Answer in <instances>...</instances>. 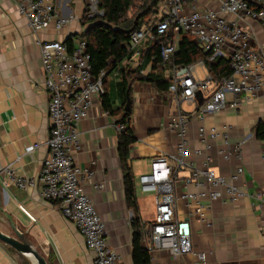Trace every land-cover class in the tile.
<instances>
[{"label": "crops", "instance_id": "1", "mask_svg": "<svg viewBox=\"0 0 264 264\" xmlns=\"http://www.w3.org/2000/svg\"><path fill=\"white\" fill-rule=\"evenodd\" d=\"M51 2L55 14L72 15L75 20L59 31L50 25L33 32L12 1L0 0V231L13 235L12 228L18 230L47 264H92L83 236L71 221L63 218L58 203L42 198L39 186L18 188L3 171L12 165L17 175L37 177L47 154L48 95L42 87L44 74L36 40L64 42L69 35L83 36L90 27L89 23H82L86 0ZM218 5V0H185L184 12L188 13L192 8L216 9ZM260 7L264 8V0H261ZM229 19L236 20L248 32L251 47L264 56V20H250L243 16H230ZM149 44L142 42L134 50L128 48L130 56L104 75V89L115 113L110 114L104 109L103 98H94L88 115L76 127L81 149L73 153L74 162L90 170V175L83 179V187L104 223L106 239L119 255L120 264H133L132 219L138 217L145 227L154 216V203L149 215H145L147 211L141 208L136 194L137 178L144 173L139 165L142 162L149 168L152 158L173 152L179 142V136L168 127L176 104L167 90L158 91L148 82L131 81L129 127L136 140L130 145L127 164L133 177L137 210L128 207L117 151L119 131L116 125L121 117L117 109L122 108L123 102L120 73L121 70L137 68L141 52ZM171 65L172 61L161 65L165 78L170 79ZM149 68L147 65L140 73H148ZM200 103L198 97L193 105L185 104L189 108L187 112L196 110ZM263 119L264 89L257 100L205 116L203 123L206 127L227 128L230 142L227 149L245 138L240 156H232L228 160L216 153L217 149L224 148L220 142L216 143L210 164L225 177L242 166L243 173L236 185L244 196L233 203L213 202L204 213L205 223L190 220L192 245L195 250L205 253L204 262L191 254L179 255L152 249L142 236L140 243L149 252L150 264H264V150L256 137V126ZM198 124L195 117L189 121V151L197 147ZM34 143L39 146L26 153L25 148ZM189 161L199 165L201 157L191 153ZM188 175L187 169L179 173L181 178ZM99 184L102 188H97ZM188 190L193 191L194 188L189 186ZM187 213L184 202L179 201L177 216L184 218ZM0 264L34 263L0 242Z\"/></svg>", "mask_w": 264, "mask_h": 264}, {"label": "built area", "instance_id": "2", "mask_svg": "<svg viewBox=\"0 0 264 264\" xmlns=\"http://www.w3.org/2000/svg\"><path fill=\"white\" fill-rule=\"evenodd\" d=\"M17 12L25 17L33 32L50 25L59 31L75 17L54 13L51 0H10ZM216 9L192 8L184 12L185 0H159L157 14L152 22L143 24L129 35L128 48L142 42H152L169 30L182 31L204 51H211L210 59L222 57L229 60L231 74L220 80L214 79L204 67L203 61L186 66L171 65L172 73L167 87L176 111L169 118L168 127L179 136L173 152L161 153L152 158L149 172L140 174L137 184L141 193H152L154 216L143 231V238L152 249L167 250L175 254H191L204 262L205 253L193 248L190 220L205 223V211L215 201L233 203L244 196L236 185L243 173L238 166L225 177L213 169L212 151L224 160L240 156L245 138L236 142L231 149L228 130L206 127V115L217 114L227 107L236 108L243 102L257 100L264 89V56L253 49L248 32L230 16H243L250 20H264L261 0H218ZM259 7V9H254ZM97 0H88L84 18L100 16ZM70 45L57 41L36 40L41 52V67L44 74L42 87L48 95L47 114L49 132L46 140L47 154L37 177L15 174L12 165L3 168L7 178L18 188L39 186L42 198L58 203L63 218L71 221L83 236L85 247L92 256V264H120V257L108 244L105 226L90 197L83 187L84 177L90 170L74 162L73 153L81 149L77 124L84 119L94 98L101 99L105 93L103 71L93 74L86 41L81 35H69ZM176 32L161 47V65L170 64L177 48ZM136 55L138 51H134ZM202 70L199 78L196 68ZM200 105L192 112H184L182 103L193 105L197 98ZM197 118V147L187 148V131L191 118ZM264 125V119L262 120ZM118 131L123 124L116 125ZM264 150V139L260 140ZM39 146L34 143L25 148L32 152ZM193 153L201 157L199 165L189 161ZM264 159V154L262 156ZM187 169L189 175L181 178L179 173ZM178 184L180 186H178ZM189 186L193 191H189ZM97 188H102L99 184ZM183 201L188 209L187 216H177V204ZM26 213V212H25ZM28 215V214H27ZM30 217V216H29ZM31 218V217H30Z\"/></svg>", "mask_w": 264, "mask_h": 264}, {"label": "trees", "instance_id": "3", "mask_svg": "<svg viewBox=\"0 0 264 264\" xmlns=\"http://www.w3.org/2000/svg\"><path fill=\"white\" fill-rule=\"evenodd\" d=\"M37 1V0H32ZM88 0H86L85 9ZM101 15L83 19V25L89 23V29L84 32L83 37L86 41L87 51L90 55V65L93 74L103 71L105 74L117 68V66L130 56L128 49L130 33L141 27L143 24L152 22L157 14L159 0H97ZM254 9H259V7ZM132 13L129 17L128 14ZM176 32L178 41L177 48L172 55V64L175 66H186L203 61L204 67L211 73L214 79L220 80L231 74L229 60L222 57L210 59L211 51H204L192 39L190 35L182 31L169 30L165 35L154 39L146 49L141 52L140 64L137 68L121 70L119 84L122 86L123 99L122 108L117 124H123L124 129L119 132L117 151L121 168L123 170V185L125 200L127 206L134 211L137 210L136 195L134 191L133 177L130 173L127 160L129 157L130 145L135 142L131 129L129 127V116L131 110H123L126 95L130 98L131 81L137 80L152 84L158 91H166L170 79L165 78L161 63V47L165 42L171 39ZM64 43L70 45L67 38ZM149 65V71L146 74L140 73V70ZM102 105L110 114L115 110L111 105L105 92L102 96ZM131 107V104H130ZM256 137L259 140L264 139V125L259 121L256 126ZM133 229L132 236V258L133 264H150V255L147 248L140 243L144 227L140 224L138 217H134L131 222Z\"/></svg>", "mask_w": 264, "mask_h": 264}, {"label": "water", "instance_id": "4", "mask_svg": "<svg viewBox=\"0 0 264 264\" xmlns=\"http://www.w3.org/2000/svg\"><path fill=\"white\" fill-rule=\"evenodd\" d=\"M130 104V98L126 95V100L123 107L125 112L130 110ZM12 229L13 235L5 234L0 231V242L11 247L18 254L29 258L34 264H47L45 258L39 254L35 248L32 247L27 238L15 228Z\"/></svg>", "mask_w": 264, "mask_h": 264}, {"label": "rangeland", "instance_id": "5", "mask_svg": "<svg viewBox=\"0 0 264 264\" xmlns=\"http://www.w3.org/2000/svg\"><path fill=\"white\" fill-rule=\"evenodd\" d=\"M132 15V13L130 12L128 14V16L130 17ZM196 74L197 76H199V78H201L202 75V70L201 68L197 67L196 68ZM182 110L184 112H187L189 110L188 106L185 105V103L182 104L181 106ZM139 167L144 171V173H148L149 172V168L147 166H145L144 163L141 162V164L139 165ZM136 194L138 196V199L140 200V204H141V208L143 210H146V214L145 215H149V213L151 212V208H152V193H140V190L138 188V186H136Z\"/></svg>", "mask_w": 264, "mask_h": 264}]
</instances>
